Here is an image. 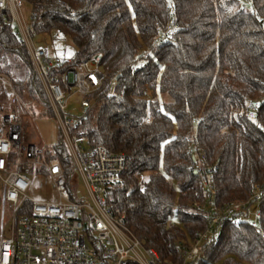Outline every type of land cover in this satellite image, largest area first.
I'll return each mask as SVG.
<instances>
[{
	"label": "trees",
	"instance_id": "16d2710c",
	"mask_svg": "<svg viewBox=\"0 0 264 264\" xmlns=\"http://www.w3.org/2000/svg\"><path fill=\"white\" fill-rule=\"evenodd\" d=\"M25 1L32 34L57 32L73 43L71 66L100 58L98 106L76 133L126 156L123 183L107 203L146 247L178 262L177 242L206 228L192 206L203 201L205 182L219 205L248 199L264 182V0ZM174 15L178 28L140 68ZM21 70L23 79L14 76ZM0 75L53 118L25 44L1 18ZM52 148L48 158L59 159L69 181L65 143ZM259 210L264 233V199ZM201 264H264V239L246 223L229 225L205 246Z\"/></svg>",
	"mask_w": 264,
	"mask_h": 264
},
{
	"label": "built area",
	"instance_id": "2783aa9c",
	"mask_svg": "<svg viewBox=\"0 0 264 264\" xmlns=\"http://www.w3.org/2000/svg\"><path fill=\"white\" fill-rule=\"evenodd\" d=\"M24 2L0 0V18L16 34L17 40L25 44L31 56L67 147L73 172L68 181L59 159L47 156L48 151L54 153L53 148L39 147L27 140L26 112L30 113V109L8 80L9 100L0 106V264H201L205 246L217 241L229 225L246 223L255 227L264 239L259 228L264 182L251 188L248 199L224 205L216 200L215 186L205 182L203 201L195 200L192 206L207 217L206 228L192 240L177 242L178 262L162 259L155 249L146 247L132 233L125 216L113 215L107 195L112 187L123 183L127 158L105 146H93L86 136L76 133L98 106L93 96L103 86L100 58L71 66L75 56L52 55L47 48L33 52L21 14ZM177 28L174 15L153 47L143 50L142 59L136 65L143 68L145 59L153 55L152 50L165 44ZM62 69L64 73L58 74ZM74 96L80 97L79 117L68 112ZM257 108L258 104L251 105V118H255ZM37 177L51 182L56 201L35 202L28 196ZM74 177L84 182L90 204L77 200ZM139 178V184L143 185L145 175L139 174ZM195 197L200 198L199 192H195ZM255 205L257 209L253 211ZM7 224L11 228L5 236Z\"/></svg>",
	"mask_w": 264,
	"mask_h": 264
},
{
	"label": "rangeland",
	"instance_id": "374dc122",
	"mask_svg": "<svg viewBox=\"0 0 264 264\" xmlns=\"http://www.w3.org/2000/svg\"><path fill=\"white\" fill-rule=\"evenodd\" d=\"M250 7V6H248ZM249 9V8H248ZM22 19L29 31L30 39L29 46L34 52L39 49L47 48L50 50L52 55H58L60 57L73 58L76 54V48L73 43L65 36L57 33H45V34H32L30 32L33 18V7L27 3H23L21 9ZM88 69H91L88 67ZM14 76L19 79L24 78L23 70L14 72ZM8 80L10 78L0 75V103L6 105L10 96V85ZM24 104L30 109V113L26 112V133L27 139L32 144L46 148H52L56 146L60 140H62L59 132V126L57 121L45 115V109L42 106L34 105L31 99L28 97L22 99ZM79 96L71 98L68 105V112L73 116L79 117ZM0 104V106L2 107ZM73 191L77 197V200L84 203L90 204V198L84 182L81 179L73 178ZM28 196L35 202H52L57 200V196L53 189L51 182L47 179L37 177L34 180L33 186L28 193ZM2 198V191L0 190V199ZM253 211H256L257 206H253ZM2 221V206L0 205V227ZM11 228L10 224L5 226V236L8 235Z\"/></svg>",
	"mask_w": 264,
	"mask_h": 264
},
{
	"label": "crops",
	"instance_id": "0c3cea01",
	"mask_svg": "<svg viewBox=\"0 0 264 264\" xmlns=\"http://www.w3.org/2000/svg\"><path fill=\"white\" fill-rule=\"evenodd\" d=\"M28 140V139H27ZM29 141V140H28Z\"/></svg>",
	"mask_w": 264,
	"mask_h": 264
}]
</instances>
